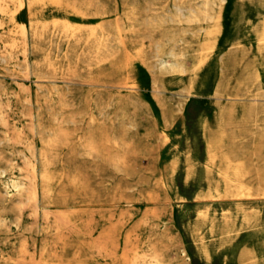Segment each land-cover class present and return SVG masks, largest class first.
<instances>
[{
	"label": "rangeland",
	"instance_id": "374dc122",
	"mask_svg": "<svg viewBox=\"0 0 264 264\" xmlns=\"http://www.w3.org/2000/svg\"><path fill=\"white\" fill-rule=\"evenodd\" d=\"M0 117V264H264V0H0Z\"/></svg>",
	"mask_w": 264,
	"mask_h": 264
},
{
	"label": "bare ground",
	"instance_id": "6f19581e",
	"mask_svg": "<svg viewBox=\"0 0 264 264\" xmlns=\"http://www.w3.org/2000/svg\"><path fill=\"white\" fill-rule=\"evenodd\" d=\"M20 3V2H19ZM26 3V2H25ZM169 11V10H168ZM147 18V17H146ZM53 23V22H52ZM28 25V24H27ZM30 38V37H29ZM181 41V40H180ZM14 47V46H13ZM155 52V51H154ZM9 54V53H8ZM155 58V57H154ZM39 59V58H38ZM17 60V59H16ZM168 60V59H167ZM169 64V63H168ZM27 65V64H26ZM23 66V65H22ZM26 67V66H25ZM25 70V69H24ZM43 73V72H42ZM48 73V72H47ZM45 74H46V72H45ZM48 77V76H47ZM46 77V78H47ZM256 95V94H255ZM29 102V101H28ZM62 102V101H61ZM64 102H66V101H64ZM21 106V105H20ZM35 108H37V107H35ZM37 110V109H36ZM1 118V117H0ZM71 131V130H70ZM7 133V132H6ZM51 135V134H50ZM47 137V136H46ZM79 142V141H78ZM86 142V141H85ZM84 142V143H85ZM83 143V144H84ZM240 144V143H239ZM81 145V144H80ZM82 147V146H81ZM29 149V148H28ZM84 149V148H83ZM80 151H82V150H80ZM39 152V151H38ZM63 152V151H62ZM213 153V152H212ZM94 156V155H93ZM39 157V156H38ZM39 160V159H38ZM40 166H41V163H40ZM13 169V168H12ZM39 177V176H38ZM12 181V180H11ZM22 188V187H21ZM10 189V188H9ZM13 189V188H12ZM23 191V190H22ZM30 191V190H29ZM32 191V190H31ZM3 192H4V190H3ZM27 193V192H26ZM39 208V207H38ZM35 209V208H34ZM45 211V210H44ZM46 212V211H45ZM61 212H63V211H61ZM47 217V216H46ZM60 218V217H59ZM47 219V218H46ZM61 219V218H60ZM62 220V219H61ZM63 221V220H62ZM56 223V222H55ZM74 226V225H73ZM57 255V254H56ZM155 260V259H154Z\"/></svg>",
	"mask_w": 264,
	"mask_h": 264
}]
</instances>
